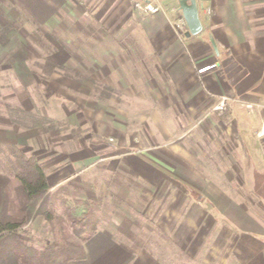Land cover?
<instances>
[{"label": "crops", "instance_id": "obj_1", "mask_svg": "<svg viewBox=\"0 0 264 264\" xmlns=\"http://www.w3.org/2000/svg\"><path fill=\"white\" fill-rule=\"evenodd\" d=\"M135 1L23 0L26 19L55 39L45 63L62 70L50 72L58 91H48L50 76L39 79L36 109L28 45L17 61L11 38L0 45V146L19 165L35 158L52 193L69 188L67 202L93 203L98 230L84 243L86 259L70 264H168L148 246L147 221L162 243L206 264H264V108L238 102L264 104V0H197L203 29L190 37L176 26L179 0H159L155 14ZM5 72L7 87L22 92L3 91ZM55 95L53 111L46 102ZM84 127L85 138L74 135ZM29 226L46 229L47 220Z\"/></svg>", "mask_w": 264, "mask_h": 264}, {"label": "trees", "instance_id": "obj_2", "mask_svg": "<svg viewBox=\"0 0 264 264\" xmlns=\"http://www.w3.org/2000/svg\"><path fill=\"white\" fill-rule=\"evenodd\" d=\"M15 20L0 23V45L9 43L13 29L22 25ZM16 176L20 185L13 195L10 177L0 174V264H70L85 260L84 243L99 224L92 217L93 203L63 200L64 210L59 212L51 201L56 194L51 191L53 186L33 157L20 160ZM40 215L47 220L50 238L38 247L21 237V229Z\"/></svg>", "mask_w": 264, "mask_h": 264}, {"label": "rangeland", "instance_id": "obj_3", "mask_svg": "<svg viewBox=\"0 0 264 264\" xmlns=\"http://www.w3.org/2000/svg\"><path fill=\"white\" fill-rule=\"evenodd\" d=\"M23 0H0V23L2 24H8L10 23L11 20H13V18L15 17L17 22H21V26H19L17 29H13V31L15 33H11L10 34V38L12 39L10 46L14 47L15 50L11 51V55H10V59L11 61H17L18 59V54L20 52V50H23L22 46L23 44H27L28 45V54L30 55V57H32V60H28L29 64H26V61H24L25 66L27 68V71L29 72V75L31 77L32 80H30V82H33V86H30L29 91L32 93L33 95V106H36V109L40 108L42 105V101L41 99L37 96V92L35 88L41 87L43 88L44 84H40L39 82L42 79V82L44 80V78H46L47 76L49 77L47 80V85L49 86L50 89H48V91L52 90L54 91H58L56 89V78L53 77L51 78V70L52 71H60L62 69H56L53 67H49L48 63L46 62V57L44 54L45 53H50L49 51L51 49H53L52 43H54L55 39L53 36H49V37H45L43 34H40V25L38 23L34 24V20L33 19H26L27 17L25 16V11L23 9ZM30 20V21H29ZM78 22V21H77ZM84 23L85 21L81 20L79 21V23ZM78 24V23H77ZM91 24V22H90ZM80 27V25H79ZM25 29L27 30L28 35L24 36V32ZM56 38V37H55ZM56 42H61V41H57ZM21 46V47H20ZM50 49V50H49ZM81 54V53H79ZM87 55V54H86ZM22 62V61H21ZM50 63V62H49ZM2 64L6 66V62H1V68H2ZM15 65L18 66V63H16ZM20 68H23L22 66L20 67H16V73L19 74L20 72ZM84 71V70H82ZM47 74V75H46ZM82 74V72H81ZM20 75V74H19ZM2 80H3V84L5 86V89H3V91H7L8 89L10 90H14L15 88L19 89V91L22 92V89L20 88V86L16 85V87H7V81L8 79L10 80V78L12 79V75L8 72H5L2 74ZM28 81V80H27ZM29 83V81L27 82ZM6 84V85H5ZM30 84V83H29ZM81 89H86L87 88V84H81ZM60 87V85H59ZM51 92H47L48 94L51 95ZM62 91V90H61ZM49 96V95H48ZM51 97V96H50ZM57 95L54 96L53 100L47 101L46 103L49 104L48 107L50 109H53V111H56V106L55 103L57 102ZM83 101H81L82 103ZM2 107L1 109H5L4 106H0ZM19 107V106H17ZM7 108V107H6ZM8 110V108H7ZM11 112V110H9ZM13 114V113H12ZM49 123V122H48ZM51 123V122H50ZM53 123V121H52ZM50 132V135H54V137H56L55 133L57 130V127H48ZM85 127L81 128L79 132L74 131V135L75 133H80V137L83 139L85 138ZM62 133H69L71 135V131L69 129V131H62ZM62 136V135H61ZM93 139H95V142L97 143L99 140V138H97V136H93ZM105 141V140H104ZM100 142V141H99ZM1 145V144H0ZM3 146H0V170H3V173H0L1 175H5V176H9L12 177V171H14L16 169V166H20L18 160H16L15 158H11L12 156V149L9 147L10 145H6L3 144ZM102 154V152H100ZM14 167V168H13ZM14 169V170H13ZM94 169H91V172H93ZM70 190L69 188L63 189L61 192H58L56 194H54L51 197V201L53 200L55 204V207L57 208V210L60 212H63L64 210V203L63 199L64 197L66 198V196L64 195L65 191ZM113 199V203H115L116 198L112 197ZM131 202V201H129ZM117 203V202H116ZM139 203V202H138ZM113 206V205H112ZM116 206V205H115ZM113 206V207H115ZM117 213H113L114 216H116L115 218H117L119 220V216L121 214H128L129 213H120L119 216L116 215ZM127 216V215H126ZM100 218H102L100 216ZM149 228L147 229L148 231V235L149 238L150 236L152 237V242L148 245L149 247L155 249V251H157L159 253V255L161 257H163V262H166L168 264H206L201 258L197 257V254L193 253L194 251H187L185 252L179 245L177 244H172V243H162L161 239L164 238L165 234L162 232V230H154L153 234H151V224L150 221H147ZM22 234L21 237L26 238L28 240L29 243L41 247L42 244L46 243L48 241V239L50 238V234L48 231V224L46 226V229H40L39 227H23L22 229ZM159 241V242H157ZM192 248L194 249V245H192ZM164 253V254H163ZM205 254V252H203V255ZM172 255V258H171ZM168 257H170L171 259L169 260ZM220 256L219 258L226 256V251H223V253L220 252V254L218 255ZM231 257V256H230ZM210 264H217L216 261H214V263H210Z\"/></svg>", "mask_w": 264, "mask_h": 264}, {"label": "built area", "instance_id": "obj_4", "mask_svg": "<svg viewBox=\"0 0 264 264\" xmlns=\"http://www.w3.org/2000/svg\"><path fill=\"white\" fill-rule=\"evenodd\" d=\"M134 7L137 10L147 14H155L162 10V6L159 0H136L134 2ZM176 26L182 34H184L188 30L186 21L183 17L176 21ZM205 69L206 68H203L201 69V71ZM228 100V97L222 96L213 110L218 113H223L227 109ZM238 102L251 112L264 108V104L259 102H247L241 100H239ZM259 135H264V123H262V129L260 130Z\"/></svg>", "mask_w": 264, "mask_h": 264}, {"label": "water", "instance_id": "obj_5", "mask_svg": "<svg viewBox=\"0 0 264 264\" xmlns=\"http://www.w3.org/2000/svg\"><path fill=\"white\" fill-rule=\"evenodd\" d=\"M179 8L182 11L188 27L186 36L190 37L191 35L199 34L203 29V24L199 14L197 0H179ZM213 46L216 49L215 43H213Z\"/></svg>", "mask_w": 264, "mask_h": 264}]
</instances>
